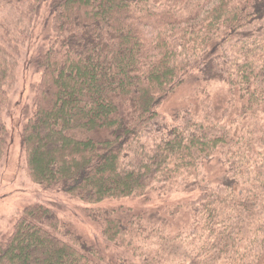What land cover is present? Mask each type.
<instances>
[{"label": "trees", "instance_id": "1", "mask_svg": "<svg viewBox=\"0 0 264 264\" xmlns=\"http://www.w3.org/2000/svg\"><path fill=\"white\" fill-rule=\"evenodd\" d=\"M35 29L47 46L22 131L29 177L128 202L85 208L103 246L27 204L0 264H264V0H0V164L5 87ZM187 77L223 81L241 127L216 135L188 110L162 113ZM168 181L186 198L166 197ZM184 207L187 237L166 235Z\"/></svg>", "mask_w": 264, "mask_h": 264}, {"label": "rangeland", "instance_id": "2", "mask_svg": "<svg viewBox=\"0 0 264 264\" xmlns=\"http://www.w3.org/2000/svg\"><path fill=\"white\" fill-rule=\"evenodd\" d=\"M2 15L6 16V12L4 11ZM41 31L44 32L42 25ZM35 33L37 34L31 33L21 47L15 78L5 87L8 104L3 109L2 117L8 134L6 154L0 164V240L11 232L15 219L23 215V208L27 204L42 202L50 206L61 218L69 221L77 232L103 246L106 240L101 236L98 225L86 217L85 208L118 206L127 203V200L105 199L97 204H89L57 187H41L35 184L28 174L22 145V131L32 114L35 86L40 77L35 58L47 46L46 35L39 34L38 29H35ZM226 94V84L223 81L210 80L198 83L188 78L185 84L162 104L161 112L169 115L179 109L188 110L199 122L213 126L211 129L214 134H229L241 127L243 115L241 116L236 110L234 103L226 102ZM257 126L256 132L261 134L264 131V122ZM203 170L206 173L212 169L205 167ZM170 182L165 196H171L172 200L179 195L180 198H186L182 186L172 181L167 183ZM194 192L195 190H191L189 194ZM185 200L187 199H181V201ZM172 216V220L163 222L165 234L174 235L178 239L186 238V233L180 232L193 227L191 209L188 211L184 207Z\"/></svg>", "mask_w": 264, "mask_h": 264}]
</instances>
